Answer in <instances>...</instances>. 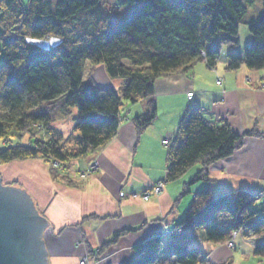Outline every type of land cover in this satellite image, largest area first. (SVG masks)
Returning <instances> with one entry per match:
<instances>
[{
  "label": "trees",
  "instance_id": "trees-1",
  "mask_svg": "<svg viewBox=\"0 0 264 264\" xmlns=\"http://www.w3.org/2000/svg\"><path fill=\"white\" fill-rule=\"evenodd\" d=\"M102 1L58 0L54 5L53 0H29L25 5L22 0H1L0 165L33 159L65 164L95 156L116 137L123 108L148 100L145 113L133 119L141 134L157 117L153 100L157 80L186 74L199 61L216 67L222 47L239 45L241 23L252 33L251 44L244 57L231 50L227 70L243 65L250 71L264 69V0L261 18L247 20L248 7L256 0H115L117 7L127 10L123 22L110 17ZM49 36L62 42L49 50L33 43ZM87 64H104L112 79L123 81L120 90L83 82ZM48 105L58 107L60 115L76 108L72 144L56 136L51 127L56 110H45ZM249 135L255 134L239 135L227 123L205 120L200 109L190 106L176 144L168 150L165 181L183 178L196 165L200 168L192 183L209 181V169L233 156ZM25 138L28 144L22 143ZM52 177L73 184L59 171ZM254 201L242 190L215 196L207 186L197 192L169 236L176 263L204 264L201 251L189 247L200 228L214 245L227 243L239 230L246 238H261L254 255L264 258V220L252 208ZM220 217L226 221L225 229ZM129 232H116L99 252ZM166 243L161 234L147 237L133 247L130 264H157Z\"/></svg>",
  "mask_w": 264,
  "mask_h": 264
},
{
  "label": "crops",
  "instance_id": "crops-1",
  "mask_svg": "<svg viewBox=\"0 0 264 264\" xmlns=\"http://www.w3.org/2000/svg\"><path fill=\"white\" fill-rule=\"evenodd\" d=\"M239 33L240 46L236 51L241 54L252 37L245 27ZM228 53V48H222L216 67L201 61L186 74L159 78L153 96L157 117L141 134L137 133L133 119L145 113L148 100L125 106L117 136L97 154V171L85 178L72 175L74 184L53 181L42 160L12 162L11 171L21 173H15V177L49 222L45 232L47 264H79L80 259L90 255L91 250L97 251L114 233L136 229L108 249L100 261V264H130L135 245L151 235L164 234L181 219L186 206L179 209L177 216L174 210L178 206L174 202L194 170L179 180L167 182L159 196L143 200L135 195L166 178L169 153L161 138L170 133L177 137L181 120L191 105L201 110L205 120L216 125L227 123L240 134L256 128L262 134L246 137L244 147L235 156L210 168L208 185L213 193L224 195L243 190L264 194V69L252 72L243 65L239 70L229 71ZM88 69L92 79L102 87L120 90L123 81L111 79L104 66ZM190 92L193 96L189 99ZM88 161L80 163L86 166ZM252 208L264 219V195L252 203ZM234 244L235 251L224 244H211L199 231L189 247L201 251L205 264H227L229 258L231 264H245L244 260L253 256L254 248L246 245L240 234Z\"/></svg>",
  "mask_w": 264,
  "mask_h": 264
},
{
  "label": "rangeland",
  "instance_id": "rangeland-1",
  "mask_svg": "<svg viewBox=\"0 0 264 264\" xmlns=\"http://www.w3.org/2000/svg\"><path fill=\"white\" fill-rule=\"evenodd\" d=\"M23 2H24V4L26 5L27 3H29V0H22ZM58 0H53V4L55 5L56 4V2H57ZM1 2V1H0ZM102 5H103V7H104V11L110 16V17H115L116 18V21L117 22H123V20L125 19V17H124V15L126 14V12H127V10H125L124 8H122V9H120L119 7H117L116 6V1L115 0H103L102 1ZM1 9H2V7H1V4H0V17H1V14H3V12L1 11ZM248 15H247V17H246V20L247 19H250V18H254V19H259V18H261V16H262V14H263V2H262V0H256L255 1V3H254V5H252V6H250V7H248ZM241 27H245V29L247 30V33H249L250 35H251V37H252V33H250V31H249V28H248V25L246 24V23H241L240 25H239V27H238V31H237V33H238V44H239V35H240V33H239V31H240V28ZM251 40H252V38H251ZM62 41L58 38V37H53V36H49V37H45V39H43V40H38L37 42L36 41H34L33 43L34 44H36V45H38V46H40V47H42L43 49H46V50H49V49H53V48H56V47H58L59 45H60V43H61ZM251 44V42L248 44V45H250ZM248 45H246V46H248ZM1 44H0V51H1ZM240 46V44L238 45V46H236L235 48H233V49H229L228 47H226V46H224V47H222V48H228L229 49V53L231 52V50L232 51H234V52H236L237 54H239L237 51H236V49L238 48ZM245 46V47H246ZM245 47H244V49H245ZM222 48L220 49V52H221V50H222ZM244 49H243V52L240 54V56H242V57H244ZM228 53V54H229ZM219 55H220V53H219ZM202 56H204V57H206L205 56V53H203L202 52ZM1 57H2V54H1V52H0V59H1ZM199 62H201V61H199ZM198 64V63H197ZM87 66V72H85V76H84V78H83V82H86L87 84H90L91 82H93V83H95L97 86H99L100 88H110V87H102L98 82H95L93 79H92V74L91 75H89V73L90 72H88L89 71V69L88 68H90L92 65H90V64H87L86 65ZM95 66H104L105 67V65L103 64H99V65H95ZM94 65L92 66V68L93 67H95ZM86 69V68H85ZM240 69V68H239ZM238 69V70H239ZM106 70V69H105ZM96 71V70H95ZM254 71V70H253ZM252 71V72H253ZM258 71H261V70H258ZM263 71V70H262ZM98 71H96L95 72V74L97 73ZM107 74H108V72H107ZM185 74V73H184ZM109 76V75H108ZM110 77V76H109ZM91 78V79H90ZM111 78V77H110ZM90 79V80H89ZM112 79V78H111ZM88 80V81H87ZM93 80V81H92ZM218 83H220V79H218ZM263 86H264V82H263V84H262ZM192 96H193V92H190L189 94H188V97H189V99L190 98H192ZM141 102V101H140ZM138 103V102H137ZM132 105H134V104H132ZM53 106V107H52ZM52 106H50V105H48V106H46V108H44L45 110L46 109H48V110H50V109H55L56 111H55V116L57 117V120L56 121H54L52 124H51V127H52V129H54V131H55V133H56V136H59V137H61L62 138V140L63 141H65V142H67V144H72L73 143V138H75L76 137V132H75V123H76V120H77V115H76V108H73V109H71V110H69L68 111V113L66 114H64V115H60L61 113H60V110L58 109V107H55L54 105H52ZM192 106V105H191ZM188 108H190V107H188ZM198 108V107H197ZM187 112H188V110H187ZM187 112H186V114H187ZM200 112H201V110H200ZM185 114V115H186ZM72 127H73V129H72ZM71 128V129H70ZM119 129V128H118ZM232 129V128H231ZM233 131H235V130H233ZM42 134L40 135L41 137H43L45 134H44V130L42 129ZM118 132V131H117ZM236 132V131H235ZM250 132H254V134L255 135H249V136H246V137H251V138H256V137H262V134H260L257 130H256V128L255 129H253L252 131H250ZM236 133H238V132H236ZM245 133H248V132H245ZM244 133V134H245ZM239 135H244V134H240V133H238ZM117 136V135H116ZM178 137V136H177ZM177 137H175L174 138V135H172L171 133L170 134H167L166 136H164V137H162L161 138V143H162V145H163V147L164 148H166L167 150H170L175 144H176V140H177ZM245 137V138H246ZM244 138V139H245ZM246 140V139H245ZM245 140H244V142H243V145H242V147H241V149L244 147V145H245ZM29 139L28 138H25L23 141H22V143L23 144H28L29 142ZM110 143V142H109ZM106 148V147H105ZM104 148V149H105ZM241 149H239L237 152H235V154L236 153H238ZM101 152V151H100ZM98 154V153H97ZM235 154L233 155V156H235ZM233 156H231V157H233ZM228 158H230V157H228ZM89 160L88 161V163H87V165L86 166H84V165H82L80 162H82V161H85V160ZM86 159H76V160H72V161H70L69 163H65V164H63V163H61L60 161H56V160H54V161H50V162H48V161H46L45 159L44 160H42L43 162H45V164H46V166H47V168L49 169V173H50V177L52 178V180H53V177H52V172H54L55 173V171H59V172H61V173H64V174H67V175H69L70 176V178L72 179L73 178V174H77L80 178H85V177H87V175H89V174H91V173H94V172H96L97 171V169H98V167H97V155H95V156H91V157H86ZM33 160H41V159H33ZM23 161H27V160H23ZM23 161H12V162H23ZM9 165H11L12 163H8ZM8 164H1L0 165V177H1V182L5 185V186H15V187H17V188H20V189H25V188H23V186L24 185H21V183H20V181H18V180H20L18 177H15V173H17V174H21L19 171H11L12 170V167H8L7 169H9L7 172H8V175H6L5 173H6V171L4 170V168H2V165H8ZM84 167V168H83ZM195 167V166H194ZM194 167L192 168V169H190L188 172H192L193 170H194V172L193 173H191L192 175H193V177L191 178V179H189L188 181H186L185 182V184L184 185H186V183H188V184H190L189 185V189H188V192L187 193H185L184 194V197L183 198H181L180 199V201H178L177 202V200L181 197V194H180V197H178L176 200H175V204L178 206V208L177 209H175L174 210V212H175V214L177 213V216H179V209H183L185 206H186V208H185V211H184V213H182L181 214V219H178V221H176L175 223H174V225L175 224H177V223H179V222H181L184 218H185V213H186V211L191 207L190 205H191V203L193 202V200H194V197H195V194L197 193V192H199V191H201V190H203V189H205V187H207V186H209L208 184H209V182H210V173H209V171H210V169H209V171H208V173H209V175H208V179H209V181H198V182H195V183H192V181H193V179H194V176L196 175V172L199 170V168H200V166L199 165H196V169H194ZM187 172V173H188ZM186 173V174H187ZM188 175V174H187ZM73 180L74 179H72V183L74 184V182H73ZM53 181H57V180H53ZM167 183V181H165V179L164 180H162V181H160V182H158V183H156L155 185H153L150 189H147V190H145V191H143V192H141V194H139V195H135V197H139V198H142L143 200H149L150 198H152V196H159V195H161L163 192H164V190H165V184ZM210 187V186H209ZM210 189H211V187H210ZM211 191H212V189H211ZM238 191V190H237ZM236 191V192H237ZM243 191V190H242ZM183 192V191H182ZM246 192V191H245ZM248 192V191H247ZM212 193H213V191H212ZM232 193H235V192H232ZM253 196H254V199H255V201H256V199L259 197V196H261V195H264L263 193H258V194H256V193H252V192H250ZM214 194V193H213ZM226 194H229V193H226ZM226 194H224V195H226ZM124 194L123 193H121V196H123ZM215 196H220V195H217V194H214ZM254 201V202H255ZM33 202V201H32ZM254 202H252V203H254ZM34 207L35 208H37V206L35 205V202H34ZM256 211V210H255ZM41 217H43V218H45L44 216H42L41 215V213H38ZM260 216H258V218H259ZM261 218V217H260ZM46 219V223H48L49 224V222H48V220H47V218H45ZM264 220V219H263ZM219 222H221L220 223V226L222 227V228H224L225 229V223H226V221L223 219V217H220V221ZM174 225L173 226H170V227H168L167 228V230L164 232V234H162L163 236H164V238L165 239H167V243H166V245H165V250H164V252L159 256V261H158V263L157 264H177L176 263V259H174V257L172 256V249L170 248V246H169V243H170V238H169V236H170V233H171V231L173 230V227H174ZM47 227H48V225H47ZM47 227H45L44 229H43V231H42V237H41V239L43 240V244H45V235H46V229H47ZM133 230H136V229H132V231ZM199 231H201V232H203V234H204V230L202 229V228H200L198 231H197V235H198V232ZM129 233H131V232H129ZM115 234V233H114ZM113 234V235H114ZM243 235V232H242V230H239L238 232H234V233H232V238H231V242L230 241H228L227 243H225L224 245L225 246H227L228 248H230L232 251H235V250H237L236 249V247L237 246H235V244L233 243L234 242V240H235V238L238 236V235ZM113 235L111 236V238L113 237ZM197 235H196V237H197ZM205 235V234H204ZM264 236V235H263ZM123 237V236H122ZM243 238H244V240H245V244L246 245H248V246H251V247H253L254 248V251H253V253L255 252V250H256V248L258 247V244L260 243V241H261V238H257V237H250V238H246L245 237V235H243ZM111 239H109L108 241H106V242H104L103 243V245H101V247L100 248H98L97 249V251H95V252H93L92 250H91V254L89 255V254H87V255H85L82 259H80V262H79V264H100V261H101V259H102V257L104 256L103 254H105L106 253V251L108 250V249H110V248H112V246H115L116 244H118L119 243V240H118V242L116 243V244H113V245H111V247H109V248H107L104 252H99L100 250H101V248L105 245V244H107V243H109V242H111L110 241ZM196 241V240H195ZM233 241V242H232ZM218 245H223V244H218ZM190 246V245H189ZM45 249H46V244H45ZM46 251H47V249H46ZM102 253V254H101ZM169 254V255H168ZM231 257V256H230ZM173 261H171V260ZM203 261H204V264L206 263V261L203 259ZM232 262L230 261V258H229V262H227V264H231ZM244 263L245 264H247V263H249V264H264V258L262 257V258H259V257H255V255H250V256H248V258H246L245 260H244Z\"/></svg>",
  "mask_w": 264,
  "mask_h": 264
},
{
  "label": "water",
  "instance_id": "water-1",
  "mask_svg": "<svg viewBox=\"0 0 264 264\" xmlns=\"http://www.w3.org/2000/svg\"><path fill=\"white\" fill-rule=\"evenodd\" d=\"M47 225L25 189L5 186L0 177V264H47L41 239Z\"/></svg>",
  "mask_w": 264,
  "mask_h": 264
},
{
  "label": "bare ground",
  "instance_id": "bare-ground-1",
  "mask_svg": "<svg viewBox=\"0 0 264 264\" xmlns=\"http://www.w3.org/2000/svg\"><path fill=\"white\" fill-rule=\"evenodd\" d=\"M1 1V0H0ZM0 4H1V2H0ZM1 11L3 12V8L1 9ZM3 14H4V12H3ZM3 14H1V15H3ZM54 160H56V159H54ZM56 161H58V160H56ZM8 167H10V165L8 164V165H2V168H4V170L6 171V175H8V170L9 169H7ZM74 175V174H73ZM185 175H187V174H185ZM25 192H27L28 194H29V192L25 189ZM253 193V192H252ZM254 193H256V194H258L259 192H254ZM30 195V194H29ZM30 197H31V195H30ZM260 197V196H259ZM258 197V198H259ZM257 198V199H258ZM256 199V200H257ZM31 200H32V197H31ZM33 201V200H32ZM36 209V211L38 212V213H40L39 211H38V209L37 208H35ZM126 230H129V229H126ZM120 232V231H119ZM129 234V233H128ZM127 235V234H126ZM126 235H124V236H126ZM162 235V234H161ZM122 238H120L119 240H121ZM231 240V239H230ZM231 242V241H230ZM233 242V241H232ZM234 243V242H233ZM253 255H254V253H253ZM256 257V256H255ZM262 258V257H261Z\"/></svg>",
  "mask_w": 264,
  "mask_h": 264
}]
</instances>
